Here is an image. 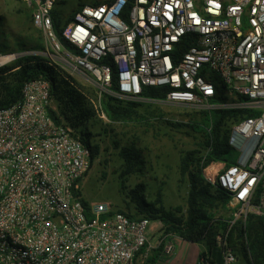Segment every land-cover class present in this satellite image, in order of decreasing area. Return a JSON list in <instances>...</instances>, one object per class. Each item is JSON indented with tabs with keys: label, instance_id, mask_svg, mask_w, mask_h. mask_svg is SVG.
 I'll return each instance as SVG.
<instances>
[{
	"label": "built area",
	"instance_id": "1",
	"mask_svg": "<svg viewBox=\"0 0 264 264\" xmlns=\"http://www.w3.org/2000/svg\"><path fill=\"white\" fill-rule=\"evenodd\" d=\"M60 1L23 0L51 51L28 54L91 82L100 99L108 93L140 102L148 100L144 87H165V100L148 101L255 113L231 127L236 164L217 161L203 168L207 182L228 193L233 218L217 237L221 263L206 254L199 264H239L228 246L229 231L252 216L264 221V0L87 4L63 31L73 49L56 33L52 12ZM107 58L117 67V92L111 90V66L102 63ZM218 84L226 87L225 102H213ZM100 99L92 103L106 120ZM50 109L56 110L52 86L44 78L27 81L16 103L0 107V264H144L155 248L174 253L164 229L151 232L150 218L85 205L91 150Z\"/></svg>",
	"mask_w": 264,
	"mask_h": 264
},
{
	"label": "trees",
	"instance_id": "2",
	"mask_svg": "<svg viewBox=\"0 0 264 264\" xmlns=\"http://www.w3.org/2000/svg\"><path fill=\"white\" fill-rule=\"evenodd\" d=\"M106 2L108 1H95L90 5ZM60 3L66 4V1L62 0ZM85 5L87 4H80L79 8L67 18L57 8L52 12L56 33L67 49H73V46L63 37V31L74 19L75 13ZM1 26L2 22H0ZM17 46L19 52L45 50L43 43L32 44L22 41ZM10 48L7 40L0 39V54L7 53ZM102 63L111 66L113 72L111 90L117 92L119 76L115 63L111 58L103 60ZM40 78L48 80L52 86L53 104L56 108V110L50 109L52 118L58 123L64 122L70 125L81 135L82 141L91 150L93 165L102 150L99 143H93L95 135L89 128L90 124L99 120L92 99L73 77L52 64L50 60L34 54L21 55L14 62L0 67V107L16 103L21 97L24 84ZM219 82L218 80L217 83ZM225 90V85L218 84V96L213 102L227 101ZM167 94L168 89L165 87H144L142 97L149 100H165ZM101 105L113 123L142 122L145 118L140 114V110L144 107L140 102H128L105 94L101 99ZM252 116H255V113L251 110H212L202 112L200 117L192 119L187 125L164 121L174 129L188 128L190 130L188 134L192 133L199 142L195 149L183 154L180 162L181 181L188 187L186 209L180 206L167 208L161 192L155 199H151L146 195V185L139 184L131 191L134 206L128 204L126 211H119L126 212L132 217L145 216L154 222L162 221L167 235L178 236L191 243L204 242L210 258L215 263H221L223 249L218 245L217 237L224 236L229 227L228 221L231 219H227L221 213L223 210H228L230 197L221 187L215 188L207 182L203 168L217 161L226 162L228 165L236 164L238 153L229 144L230 130L233 125ZM104 131L108 132L107 129ZM114 144L119 150V158L123 161L120 175L122 179L137 172H144L147 162L141 147L136 143L123 145L115 141ZM84 202L89 206L87 201ZM227 242L237 255L239 264H264L262 219L252 216L246 223L237 222L229 231ZM157 251L160 252L162 249ZM147 264H154L153 259L148 258Z\"/></svg>",
	"mask_w": 264,
	"mask_h": 264
},
{
	"label": "rangeland",
	"instance_id": "3",
	"mask_svg": "<svg viewBox=\"0 0 264 264\" xmlns=\"http://www.w3.org/2000/svg\"><path fill=\"white\" fill-rule=\"evenodd\" d=\"M64 1L66 4L59 3L57 9L63 12L64 17L67 18L75 9L79 8L80 4H93L95 1L105 2L109 0ZM0 19L2 22L0 39L2 41L7 40L11 46L7 53L2 55L13 57L6 65L14 62L21 55L44 51L19 52L17 44L22 41L32 44L43 43L45 50L51 53L45 35L34 27L33 9L27 7L22 0H0ZM70 76L77 81L80 88L92 100L96 102L97 99H100L98 97L99 90L95 85L78 75ZM105 94L108 93H103L101 99ZM148 100L140 101L144 104L140 110V114L145 117L142 122L113 123L107 116L106 120L98 118L99 120L89 125L90 130L95 135L93 143H99L102 150L101 155L95 160L83 182L84 200L89 205L105 204L113 211H126L128 204L134 206L131 200V191L137 185L145 184L147 197L155 199L156 195L161 192L167 208L180 206L186 209L188 187L181 181L180 162L183 154L195 149L199 142L192 133L188 134L190 133L188 128L174 129L165 124L164 121L187 125L192 122V119L200 117L202 112L212 110H201L186 105L159 104ZM104 129H107L108 132L105 133ZM115 141L123 145L136 143L141 147L147 162L144 172H137L132 176L121 178L123 161L118 156L119 150L114 144ZM237 158H239V154ZM221 214L227 219L233 218L229 210H223ZM157 229H164V235L166 234L164 224L161 226L157 223ZM174 237L178 236L167 235L166 239H173ZM195 244H198L195 247L199 249H207L204 242ZM162 248H155L151 251L149 259H153L154 264H179V256L181 255L180 258L182 259L184 252L178 251L176 255L174 252L169 256H162L161 259H155L154 251ZM188 254L189 251L185 252V259H187L186 255ZM147 262L148 258L144 264ZM190 263L191 261L188 260L187 264Z\"/></svg>",
	"mask_w": 264,
	"mask_h": 264
},
{
	"label": "crops",
	"instance_id": "4",
	"mask_svg": "<svg viewBox=\"0 0 264 264\" xmlns=\"http://www.w3.org/2000/svg\"><path fill=\"white\" fill-rule=\"evenodd\" d=\"M156 228H157V223L156 224L154 223L152 228H151V232H154V230ZM152 235H154V234L152 233ZM170 241H172L175 245V251H174L175 255L178 254V251H180V253L184 252L182 254V259L180 258L181 255L179 256V261H178L179 264H187L188 260L191 261L190 264H199L206 254H208L210 256V254L206 248L205 249L204 248L199 249V248L195 247V245H198V244L187 242L180 237H174L173 239L172 238L167 239V242H170ZM188 251H189V254L186 255L187 259H185V252L187 253ZM154 252H155V255H154L155 259L156 258L161 259L162 256H169L168 254H165L163 248H162V251H160V252H158L157 250H155Z\"/></svg>",
	"mask_w": 264,
	"mask_h": 264
},
{
	"label": "bare ground",
	"instance_id": "5",
	"mask_svg": "<svg viewBox=\"0 0 264 264\" xmlns=\"http://www.w3.org/2000/svg\"><path fill=\"white\" fill-rule=\"evenodd\" d=\"M12 59H13L12 56L5 57V58H3L2 60H0V63H4V62L10 61V60H12Z\"/></svg>",
	"mask_w": 264,
	"mask_h": 264
}]
</instances>
